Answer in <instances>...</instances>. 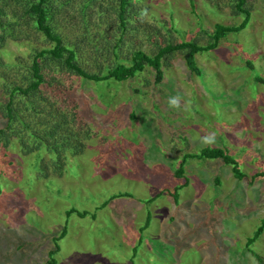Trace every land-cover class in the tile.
I'll return each instance as SVG.
<instances>
[{"label":"rangeland","instance_id":"rangeland-1","mask_svg":"<svg viewBox=\"0 0 264 264\" xmlns=\"http://www.w3.org/2000/svg\"><path fill=\"white\" fill-rule=\"evenodd\" d=\"M57 1L68 3V20L59 18L63 42L75 46L86 73L99 76L133 51L152 57L159 45H205L216 24L243 20L235 0H191L193 7L190 0H133L135 17L116 60L105 41L118 25L117 0H96L87 23L78 9L89 0ZM245 7L246 28L197 54L198 73L176 51L161 59L158 84L147 65L120 83L54 77L85 117L78 133L89 137L57 171L42 148L27 159L0 135V264H48L51 250L55 264H264V227L255 236L264 223V177L253 176L264 172V0ZM29 30L30 39L7 40L0 50L1 63L22 67L0 79V106L6 85L21 84L27 73L31 49L48 46ZM177 93L181 110L168 106ZM57 104L66 114L74 108L69 98ZM206 135L214 143L202 144ZM203 148L223 150L244 178L222 160L187 159L181 187L174 172L183 156Z\"/></svg>","mask_w":264,"mask_h":264},{"label":"trees","instance_id":"trees-1","mask_svg":"<svg viewBox=\"0 0 264 264\" xmlns=\"http://www.w3.org/2000/svg\"><path fill=\"white\" fill-rule=\"evenodd\" d=\"M95 2L96 0H89L78 9L81 19L86 23L88 19L85 12L94 8ZM132 2L133 0H117L114 11L118 25L117 27L114 26V31L109 40L105 41V47H108L107 52L109 51L108 54L116 60H118L119 49L125 44L124 38L128 32V26H130L132 18L135 17L133 15L134 10L131 8ZM245 4L246 0H235L233 5L234 12L241 14L242 22L234 27L216 24L212 33L207 35L209 40L205 45H197L194 42L185 41H181L178 44L159 45L157 53L152 57L145 55L140 50H136L131 53L130 59L126 60V63L119 60L113 68H107L104 75L99 76L93 73H86L77 59L75 46H69L63 42L59 18L64 16L65 21L68 20L66 16L68 3H60L57 0H0V50L6 45L7 40H13L15 43L20 44L22 40L30 39L26 34L29 29L35 35L40 34V37H43L48 43L47 47L31 49L29 54L30 63L27 66V73L20 79L21 84L16 83L17 79L14 81L15 83L6 85L7 95L0 106L5 126L0 129V135L6 137L7 141L5 143L11 139L17 142L22 156H27V159H29V155L40 151L42 148L47 155L53 157L54 169L57 171L63 169L66 155L76 156L83 152L82 141L89 137V133H78L79 129L76 128V125L82 122L85 117L81 115V111H76L74 105L76 101L72 100L70 90L67 91L66 87L60 88L59 84L55 85V76L75 75L96 84L109 80L120 83L132 79L147 65L155 71V84H158L161 82L163 75L161 59L166 54H172L176 51L184 53L187 67L198 73L195 66V56L197 54L216 49L220 41L225 39L227 35L239 33L246 28L250 13L246 9ZM12 8H16V10ZM9 10L12 11L10 12ZM98 13L101 14L100 12ZM23 26L28 28L23 31ZM102 33L100 32V34ZM105 34L109 36L108 33ZM246 63L247 66L251 67L250 62ZM7 65L1 63L0 60V68H5V71L0 70V79L3 84L8 82L6 80L8 77L7 71L10 67L22 68L18 67L17 63H13L10 67ZM255 80L262 82L260 78ZM47 94L52 98L57 96V103H61V105L69 98L70 102L73 103V110L66 114L55 101L52 102V99ZM73 129L75 130L73 131ZM195 158L222 160L225 164L231 166L232 174L238 180H242L245 176L240 173L238 163L223 150L203 148L199 155L183 156L180 166L174 172V176L177 179H183L181 187H186L188 184L187 179L182 178L184 165L187 159ZM253 176L254 179L264 177V172ZM176 190L174 189V192ZM263 227L264 223L258 228L255 236L261 234ZM55 252L54 250L49 251L50 261L48 264H55V260L51 258Z\"/></svg>","mask_w":264,"mask_h":264},{"label":"clouds","instance_id":"clouds-1","mask_svg":"<svg viewBox=\"0 0 264 264\" xmlns=\"http://www.w3.org/2000/svg\"><path fill=\"white\" fill-rule=\"evenodd\" d=\"M147 12L146 10L141 13V16H146ZM183 97L177 93L175 96H170L168 100V106L169 108L176 109V110H181V101ZM191 106V101H185V108H190ZM201 143L208 146L212 143H214V140L212 139L211 135H206L201 138Z\"/></svg>","mask_w":264,"mask_h":264}]
</instances>
